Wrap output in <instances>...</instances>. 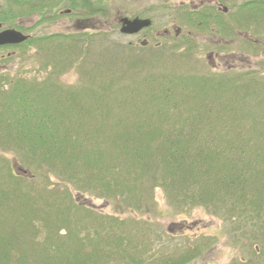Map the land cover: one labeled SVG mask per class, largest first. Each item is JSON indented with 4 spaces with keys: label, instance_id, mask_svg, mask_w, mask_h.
Returning <instances> with one entry per match:
<instances>
[{
    "label": "rangeland",
    "instance_id": "rangeland-1",
    "mask_svg": "<svg viewBox=\"0 0 264 264\" xmlns=\"http://www.w3.org/2000/svg\"><path fill=\"white\" fill-rule=\"evenodd\" d=\"M245 1L0 0L1 31L15 30L31 40L66 37L0 48V106H10L8 114L0 109V117L15 120L10 96L14 86L23 83L31 99L24 109H34L30 118L43 117V98L58 112L63 99H73L67 104L74 117L82 111L81 131L100 133L98 139L106 143L99 145L102 158L96 161L88 152L90 145H83L90 158L77 156L70 170L74 180H69L60 167L49 169L40 152L28 151L25 133L17 139L13 126L9 130L0 125V168L15 176L14 164L28 173L13 182L20 184L14 192L20 190L27 201L18 204L13 199L0 206V227L15 230L0 240L1 259L30 264L43 245L46 264H264V194L247 191V199H241L237 192L230 197L216 190L219 200H213L214 205L198 204L189 197L201 194L197 185L173 194L189 197L175 201L152 176L136 179L134 173L117 168L114 179L106 167L116 155L110 143L119 131L115 120L127 117L122 110L134 106L143 113L134 111L128 122L146 118L149 86L143 81L160 73L189 79L230 73L235 84L243 76L242 91L239 84L231 86L216 102L236 108L242 98L234 112L238 116L229 115L235 110L231 104L227 107L233 109L226 112L204 110L202 118L223 117L214 127L217 144L233 140L246 145V159L264 155V11L253 15L259 20L254 21L251 11L241 10ZM192 11L210 18L194 20ZM123 18L146 19L151 26L123 35ZM131 61L135 65L128 67ZM44 87L48 95H43ZM213 100L207 98V103ZM192 101L189 104H196ZM185 109L182 116L187 115ZM167 115L170 121L179 116L174 110ZM33 120L29 125L36 124ZM122 160L116 165L122 167ZM86 163L98 165V170L86 174ZM263 165L252 164V171L264 173ZM136 173L142 172L138 168ZM8 181L7 176L2 187ZM63 193L67 199L59 198Z\"/></svg>",
    "mask_w": 264,
    "mask_h": 264
},
{
    "label": "trees",
    "instance_id": "trees-1",
    "mask_svg": "<svg viewBox=\"0 0 264 264\" xmlns=\"http://www.w3.org/2000/svg\"><path fill=\"white\" fill-rule=\"evenodd\" d=\"M241 10L245 12L247 10L251 11L253 17V15L257 16L260 10L264 11V6L262 4H256V6L254 4L243 5ZM202 17L205 20L209 19L210 15L208 13L202 14L201 17L196 15L193 19L196 20ZM188 18L191 17L188 16ZM187 20L192 21L191 19ZM253 20L259 21L254 17ZM60 37L66 38L53 36L52 39ZM52 39L51 36L34 40L29 39L23 45L37 44ZM134 65L131 61L128 67H133ZM169 75L168 73H160L153 76L154 78L150 76L144 78V85L149 86L145 93L149 108L144 120L137 118L128 122L130 115H133L134 111L139 115L143 113V109L140 106H134L131 110H122V112L129 113L128 116L115 120L114 127L119 129V131L112 137L110 143L115 148L116 155L110 159V166H106L108 171L114 175H111V177L117 179L116 176L119 174L120 169L127 170L128 174L134 173L136 179L152 176V179H157L158 185L171 197L173 194L188 192L198 185L197 190L201 194L189 196L198 204L206 202V204L214 205L213 200H219L215 198L214 191L216 190L218 192H227L230 197L236 196L232 195V192H237L239 195L236 197L241 199H247L245 196L247 191L264 194V180H262L264 173L262 171H252V164H259V161L262 163L264 155L260 154V156L254 157L252 154L251 159H246L245 156L248 152L246 145L234 143L233 140L223 146L217 144V141L213 140L216 133L214 127L222 121L223 117L219 116L209 121H205L202 118L204 110L208 114H213L220 110H225L224 112H226L233 109L230 106L227 107V105L232 103L217 104L216 102H220L221 95L228 91L227 88H231V86L235 87L236 84H239L237 88L242 91L241 87H244L243 84H245L242 82L243 76L235 84L236 78L234 79V75L232 77L230 73L219 77L199 79H189L182 76L175 77L172 73ZM251 79L256 85V79ZM108 81V86L110 87L112 80ZM248 86L252 88L251 85ZM25 88L23 83H18L14 86L13 95L10 96V103L12 107L16 106V112L13 113V116H15L13 119L15 120L10 122L0 117V125H4L8 129H12L11 127L13 126L17 131L15 132L17 139L22 136L19 134L25 133L26 140L23 144H29V146H26L29 148L28 151L31 153L34 151L40 152L43 163L49 169L56 170L60 167L62 172L70 178L69 180H74V171L71 172L70 170L74 168L72 165L77 160V156L84 160L90 158L89 154L83 153L86 151L83 149V145L84 147L86 144L90 145L91 148L88 152L95 155L96 161L97 157L102 158V152L99 150L102 148L99 145H105L106 143L100 142V138L98 139L100 133H88L87 135V133H83L86 131H81L83 122L85 123L83 121L84 118L80 116L82 111L78 110L75 114L76 117H74L71 115L69 104H67V101L72 103L73 99H63L58 106L62 111L58 112L56 107L51 108L43 98V117L30 118L29 115L33 113L34 109L31 107V112L24 109L27 102H31V99L26 96ZM101 89L105 90V84L104 88L101 86ZM44 91L45 87L43 88V95ZM48 93V91H45L46 95ZM134 93H137V91ZM135 96H138V94ZM207 98L214 99L210 105L207 103ZM191 100H194L192 102L196 104H189ZM240 102H237L236 108L232 104L235 110H233V114L229 115H236L234 112L240 107ZM3 106L1 105L0 109L2 108L3 112L8 114L10 106ZM185 107L187 115L182 116L181 112ZM170 110L177 111L179 114L173 121H170L167 115V111ZM78 117L82 119L78 120ZM30 119L36 120V124L29 125ZM234 120L238 121L237 119ZM101 121H103V118H101ZM237 124L239 127L238 122ZM205 128L208 129L206 133L203 132ZM235 134L238 133L236 132ZM19 142L21 143L22 141ZM121 157L124 159L122 160L124 162L121 161L122 167L116 165V162H120ZM11 167L14 171L13 165ZM138 168L142 172L141 174L136 173ZM93 170H98V165L94 163L85 164L84 172L86 174L92 173ZM7 176L9 179L8 186L2 187L5 184L1 181ZM20 177L21 175L13 176L8 171L5 174L3 167L2 169L0 168V206L6 207L8 202L13 199L18 204L27 201L20 190L14 192V189L19 187L20 184L15 185L13 182L20 181ZM247 177H253V179L247 180ZM122 185H124V182H122ZM63 194L59 198L67 199L65 193ZM66 194L69 195V192ZM182 197L189 198L186 195H174L173 200L178 201ZM253 198L255 196L249 198L248 201ZM259 199H262V197H259ZM20 228L21 225L17 228L19 231L16 230L18 233ZM8 230L15 231L9 226L0 227V240L2 236L3 238L9 237L6 232ZM43 249L46 251L47 248H43L42 245L36 253V255H39L37 256L38 259L31 261L30 264H46V261H43ZM0 264L20 263L1 259L0 257ZM52 264L63 263L60 261Z\"/></svg>",
    "mask_w": 264,
    "mask_h": 264
},
{
    "label": "water",
    "instance_id": "water-1",
    "mask_svg": "<svg viewBox=\"0 0 264 264\" xmlns=\"http://www.w3.org/2000/svg\"><path fill=\"white\" fill-rule=\"evenodd\" d=\"M68 13V12H66ZM121 29L120 33L123 35H135L142 31L143 29H146L150 27L151 22L149 20H141L138 18H135L133 20L130 19H120ZM28 39L27 36H24L18 31L15 30H4L0 32V47L3 46H16L19 44H22ZM14 171L17 174L20 175H27L28 173L25 170H22L18 167V169L13 164Z\"/></svg>",
    "mask_w": 264,
    "mask_h": 264
},
{
    "label": "flooded vegetation",
    "instance_id": "flooded-vegetation-1",
    "mask_svg": "<svg viewBox=\"0 0 264 264\" xmlns=\"http://www.w3.org/2000/svg\"><path fill=\"white\" fill-rule=\"evenodd\" d=\"M249 4H254V6H256V4H259V5H263L264 6V0H247V1H245L244 3H243V5H249ZM223 11V10H222ZM224 13V12H223ZM190 15H192V18H194L196 15H198V16H200L201 17V15H202V13H200V11L198 12V11H196V12H191V13H189ZM203 18V17H202ZM252 19H253V17H252ZM177 32V31H176ZM179 33H180V31H178ZM164 33H168V31H166V32H164ZM169 34V33H168ZM7 47V46H6ZM9 47H13V48H15V46H9ZM17 47V46H16ZM1 48H5V47H1ZM173 262V261H172ZM171 264H174V262L173 263H171Z\"/></svg>",
    "mask_w": 264,
    "mask_h": 264
}]
</instances>
